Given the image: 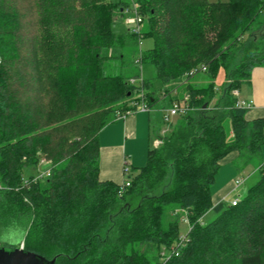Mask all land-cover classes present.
Returning a JSON list of instances; mask_svg holds the SVG:
<instances>
[{
	"label": "trees",
	"instance_id": "trees-1",
	"mask_svg": "<svg viewBox=\"0 0 264 264\" xmlns=\"http://www.w3.org/2000/svg\"><path fill=\"white\" fill-rule=\"evenodd\" d=\"M128 3L0 0V245L58 254L55 264H264V118L246 120L232 93L264 65V0H135L141 36L113 29ZM142 37L153 45L130 61ZM115 49L130 68L105 73ZM144 62L164 96L185 76L168 106L189 109L174 127L165 122L128 186L100 180V129L157 100ZM202 65L205 85L186 73ZM231 152L257 179L236 204H213L219 161ZM39 162L49 174L24 178Z\"/></svg>",
	"mask_w": 264,
	"mask_h": 264
},
{
	"label": "crops",
	"instance_id": "crops-1",
	"mask_svg": "<svg viewBox=\"0 0 264 264\" xmlns=\"http://www.w3.org/2000/svg\"><path fill=\"white\" fill-rule=\"evenodd\" d=\"M236 98L251 102L245 113L246 120L264 118V65L251 69L248 80L240 84ZM152 108L119 115L100 129L98 133L100 180H111L120 184L125 178L122 173L123 165H127L129 169L144 165L153 131L150 119ZM262 132L264 135V125ZM235 155L236 153L231 152L219 161L220 168L215 174L211 189L213 204L231 200L240 187L234 183L237 178H242L239 175L240 171L232 163ZM260 156L264 162V142ZM253 168L256 169L254 166Z\"/></svg>",
	"mask_w": 264,
	"mask_h": 264
},
{
	"label": "rangeland",
	"instance_id": "rangeland-1",
	"mask_svg": "<svg viewBox=\"0 0 264 264\" xmlns=\"http://www.w3.org/2000/svg\"><path fill=\"white\" fill-rule=\"evenodd\" d=\"M135 1V0H133ZM213 1V0H210ZM224 1V0H220ZM28 19V18H26ZM133 20H134V13L128 12L124 13L113 25L114 30H121L125 27L131 28L133 26ZM153 45V41L149 37H142L139 42V47L132 51L131 55L129 56V60L133 59L136 55V52H143L149 47ZM121 50H113L110 51L113 55L111 58V55L107 53L109 58L105 60V73H116L120 70L123 72H126L130 65L127 64V61L119 62L114 58V55L118 54ZM123 52V51H122ZM125 52V51H124ZM130 60V61H131ZM127 70H126V69ZM190 70H188L186 73L188 74ZM140 73L141 77L145 80L149 79L152 81L153 86H157L158 90L155 91V98L157 99L154 103V107L150 111V119H151V128H153L152 135H151V143L153 146H158L161 143V136L164 134L165 130L164 127H166L168 124H165L162 122V115L164 114V111L168 109V104L170 99H173L175 97V93L173 91L174 88L180 87L182 85L183 81L185 80V76L179 79L172 80L170 83L167 84V87L171 90L169 91V96H164L162 91V86L159 83H156L154 79L155 74V68L149 64H146L145 62L140 67ZM192 82L197 83L199 85H205L208 81L207 75L204 73H198L192 76L190 79ZM224 82V72L222 69H219L217 72V75L214 79V83L216 85L217 91H220ZM179 118L177 115H174L170 118L171 126L174 127L176 123L178 122ZM226 125V124H225ZM168 127V126H167ZM226 130L228 128L226 127ZM261 157V156H260ZM261 159V158H260ZM252 164H248L246 167L240 170L239 175L242 176L244 179L243 183L240 184V187L237 189V192L234 194V196L239 195L243 196L245 194V191L247 187L253 183L257 179V172H255V169L253 168ZM47 168V164L44 162H39L37 164L27 165L23 167L22 174L24 178H28L29 176L37 175L39 173H45V170ZM254 169V170H253ZM217 215V212L214 210H211V212L208 215L203 216V223L211 221L215 216ZM188 229L187 222L182 218V216L178 219V233L180 236L184 235Z\"/></svg>",
	"mask_w": 264,
	"mask_h": 264
},
{
	"label": "built area",
	"instance_id": "built-area-1",
	"mask_svg": "<svg viewBox=\"0 0 264 264\" xmlns=\"http://www.w3.org/2000/svg\"><path fill=\"white\" fill-rule=\"evenodd\" d=\"M128 6L123 10V14L124 13H128V12H132L134 13V20H133V26L131 27V30H133L135 33H138L140 36V31H141V21L142 18L141 16L138 14L137 11V4L135 3V1L133 0H127ZM206 68L204 65H202L198 70L197 69H191L187 76H192L194 75L197 71H204ZM129 81L132 83L133 79H129ZM232 93L236 96L237 95V89L232 90ZM139 96L143 98L142 92L140 91ZM138 109L137 110H142V111H147L150 107L143 101L140 100L138 103ZM235 106L239 107V108H249L251 106V102L250 101H245L242 99H238L236 98L235 100ZM189 109L188 105H186V103L184 101L182 102H173V104L171 106L168 107V109H166L164 111V114L162 115V121L165 123L170 121V118L174 115H178V114H183L185 113L187 110ZM164 129H167V126L164 127ZM122 172L124 175H128L129 172V167L127 165H124L122 167ZM49 173L47 172V170L45 171V175L47 176ZM244 181L243 178H237L234 183L236 186L240 185L242 182ZM122 184L124 186H128L129 185V180L125 179L122 181ZM238 201V195H236L234 198H232L231 200H229V203L231 205L236 204V202ZM20 246H22V244H20Z\"/></svg>",
	"mask_w": 264,
	"mask_h": 264
},
{
	"label": "water",
	"instance_id": "water-1",
	"mask_svg": "<svg viewBox=\"0 0 264 264\" xmlns=\"http://www.w3.org/2000/svg\"><path fill=\"white\" fill-rule=\"evenodd\" d=\"M57 255L46 258L18 246L0 245V264H55Z\"/></svg>",
	"mask_w": 264,
	"mask_h": 264
}]
</instances>
